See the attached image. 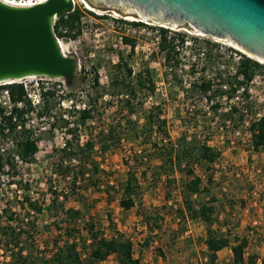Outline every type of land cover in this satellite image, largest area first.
<instances>
[{"label": "rangeland", "instance_id": "rangeland-1", "mask_svg": "<svg viewBox=\"0 0 264 264\" xmlns=\"http://www.w3.org/2000/svg\"><path fill=\"white\" fill-rule=\"evenodd\" d=\"M86 1L93 8L79 1L76 8L81 12L80 21L71 36L65 37L70 55L76 56L81 66L72 84L68 85L64 79L27 80L28 85L36 80L40 84L48 81L53 95H47L40 106L34 107L27 99L17 106L20 112L16 120L13 118L17 124L15 129L5 120L6 114L0 107V121L4 127L0 132V209H7L1 225L9 223L25 232L24 255L34 261L31 264H44L56 250L55 242L60 245L68 239L65 232L59 234L58 226L85 229L89 222L104 229L107 237L114 234V224L117 225L118 230L133 239L141 264H209L203 244L208 224L183 219L178 210L185 173L176 170L170 177L173 181L168 182L163 176L158 183H151V167L160 160L148 157L150 140L147 136L144 138L147 130L144 124L150 109L159 106L161 122L166 124L173 143L186 136L200 143L207 141L221 152L210 166L202 160L192 163L204 183L208 182L209 175L213 177L209 185L211 192L202 197L215 198V211L223 214L220 225L224 232L229 229L237 235H247L254 230L246 255L254 253L258 263L264 264V146L254 150L248 134L252 122L264 115V63L261 62L262 68L257 69L253 79L243 84L232 98L212 94L211 100L220 105L215 113L210 101L193 87L192 82L204 77L213 80L214 89H230L240 59L231 52L233 47L229 41L215 40L187 24L164 25L141 17L131 21L121 9ZM160 26L187 34L185 44L178 48L180 66L173 71L165 66L160 51ZM122 37L133 39L134 48L127 46ZM195 38L209 40L217 46L195 42ZM148 74L153 79V90L149 83L145 87L137 85V80L147 79ZM116 79L122 83L120 86H113ZM237 79L242 80L241 77ZM1 85L4 84L0 83V94L7 88ZM132 88L136 90L132 100L136 112L130 118L136 121L140 137H127L124 133L118 144L105 149L99 142L105 136L102 131L116 130L118 120L126 122L128 110L122 102L131 95ZM243 88L248 89V96L243 94ZM70 99L81 106L93 99L95 118L85 127L77 125L74 113L70 112L73 110L63 106ZM232 107H237L238 111L229 113ZM26 136L38 144L37 153L30 162L18 157V143ZM90 137L96 140L91 152L100 169L98 182L94 185L89 180L88 190L74 196L70 194L72 174L82 164L69 161L67 151H73L77 143L82 146ZM162 138L166 139L158 130H153L152 140L161 142ZM67 140L73 144L65 151ZM137 154L145 157L142 166L135 163ZM146 159L150 160L148 164ZM133 164H139L141 195L135 207L125 211L116 199L108 203L107 190L116 195L117 180L126 178ZM185 165L184 161L182 166ZM144 171H147V178L142 175ZM26 185L30 190H25ZM25 195L39 200L43 210L36 213L27 204L23 206ZM55 197L57 201H52ZM70 209L80 213L73 216L68 212ZM145 213L163 218H159L160 227L154 232L139 215ZM10 215L13 220L9 219ZM110 219L114 224H110ZM216 226L217 223H212V227ZM86 238L87 235L79 236V247ZM8 249L0 244V264H17L11 255L12 249ZM229 249L219 253L215 264L231 263L233 254ZM97 264H116V259L110 256Z\"/></svg>", "mask_w": 264, "mask_h": 264}, {"label": "trees", "instance_id": "trees-1", "mask_svg": "<svg viewBox=\"0 0 264 264\" xmlns=\"http://www.w3.org/2000/svg\"><path fill=\"white\" fill-rule=\"evenodd\" d=\"M81 12L79 9L64 14L60 17L59 24H63L67 28L66 36H71L72 32L77 27V24L80 21ZM59 24H55V30H58ZM133 24L138 25V23L133 22ZM160 51L163 54L165 60V66H168L170 70H176L181 63L179 59L178 48L183 46L186 42L187 34L182 33L167 27L160 26ZM124 43L131 44L134 48V40L130 37H123ZM195 42H203L207 45H215L217 43H211L206 39L195 38ZM203 47H200L202 49ZM231 52L237 53L240 56V61L236 69V74L234 76L235 80L232 81L230 89L224 91L222 87L214 89V83L211 79L198 78L192 85L194 88L198 89L199 93L203 94L209 101L213 96L224 95L226 94L228 98L235 96V93L239 88L245 83H249L257 69L262 68L263 64L259 61L247 56L246 54L238 51L234 48L230 49ZM199 54V53H198ZM197 55V54H196ZM242 76V80H238V77ZM124 82V81H122ZM95 83H98V79L95 78ZM149 83L150 88L154 87L153 79L151 75L148 74L147 79L142 81L141 78L137 80L138 87H145ZM122 83L119 79L113 81V86H120ZM221 84V83H220ZM2 87L9 88L10 95L13 101H26V92L23 84L20 83H11L1 85ZM222 86V85H220ZM130 90V89H129ZM135 88L130 90L131 95L128 96L122 103L124 108H127V120L125 123L118 120L116 123V130L106 129L102 131L105 133V136H102L99 139V142L102 143V146L109 148L113 144H118L122 140V135L132 136L136 139H139L141 131L136 127V121L130 118L131 115L136 112V105L133 104L132 100L136 97ZM45 98L47 95H53L51 89H48L43 92ZM243 94L248 96V89H244ZM132 96V98H131ZM93 99L88 101V104H85V108L76 109V101L70 99L71 106L74 107L73 112L76 124L81 126H86L89 120L95 118V104L96 98L93 100L95 104L92 103ZM211 109L213 112L217 113L220 108L218 102L211 104ZM238 111L237 107H232L231 111ZM20 112L18 107L13 108V113L6 115L4 118L7 122L11 123V128H16V122L13 121L14 116ZM162 111L160 107H153L146 114V122L144 128L147 129L144 132V138L147 136L150 140V148L148 149V157L159 159L160 163L151 167V183H158L163 176L166 177L168 182L173 181L171 175L175 173L176 170L183 171L186 175V179L183 182L181 187V203L178 207V210L183 219H191L192 221H202L208 224L206 230V236L204 238L203 244L206 245V255L209 264H215L218 260V252L226 247H230L232 250V260L230 264H259L258 256L254 253H249L246 255L247 250L250 245L249 235H237L233 233V230H227L224 232L221 229L218 216L216 214L215 198L211 196L209 199H204L202 196L211 192L210 183L212 182V175L207 177V183H204V180L201 176L197 175L195 172L192 163L198 160H202L207 164V166L214 163L221 155V152L207 143V141L200 143L196 138L188 139L186 136H182L178 139L177 143L171 141L168 130L166 129V124L161 122ZM4 120V121H5ZM68 124V123H67ZM4 129L2 123H0V132ZM158 130L162 136H165L166 139L162 138V141L159 142L158 139L152 140V132ZM125 131V132H124ZM249 131L252 132L251 144L254 150H258L264 146V115L254 120L249 126ZM133 134V135H132ZM146 140L145 142H148ZM110 141V142H109ZM109 142V143H108ZM72 141L67 140L64 150L66 151L68 147L72 146ZM96 145V140L91 137L86 140V142L81 146L80 143L75 145L73 151L68 152L69 161H79L82 164L81 168L73 170L72 185L70 187V194L74 196L82 195L88 190L90 186L88 181L96 185L98 182L99 176V166L94 162L93 151ZM38 150L37 142L28 136L23 138L22 141L18 143V152L22 160L30 162L34 159ZM64 158V156H63ZM62 158V159H63ZM145 157L140 158L137 154L135 156V163H139L142 166V161ZM146 159L148 164L152 159ZM186 162V165L183 167V162ZM141 162V163H140ZM128 164V163H126ZM138 164V165H139ZM95 165V166H94ZM133 164L127 170L126 178L117 180L116 195H112L110 189L107 190V201L112 203L115 199L118 201L120 207L128 211L135 207L136 200L140 198L141 190V181L138 177V166ZM94 166V169L88 170L87 168ZM2 167V158L0 157V168ZM149 167V166H148ZM144 178H147V171L142 173ZM97 176V177H96ZM96 177V178H94ZM94 179V180H93ZM93 180V181H92ZM30 187L26 185V191L30 190ZM56 193V191H55ZM116 196V197H115ZM52 201H57L55 197ZM27 204L30 210L39 213L43 210V206L39 203V200L33 199L29 195H25V201L23 206ZM50 204L49 207L50 208ZM0 244H2L5 249L11 248V255L17 264H31V258L28 255H24L25 247L23 245V233L21 229L16 230L12 224L1 225V220L7 214V209H0ZM69 214L75 215L80 213L74 209L68 210ZM142 216L144 224L150 227L151 231L154 232L155 228H159L158 225L159 218L154 217L150 213L139 214ZM12 215L9 216L10 220H13ZM157 216V214H156ZM7 218V217H6ZM8 219V220H9ZM212 223H217L216 227H212ZM110 224H114L112 219H110ZM159 226V227H158ZM59 234L62 232L66 233L68 239H65L62 244L55 242L56 250L53 251L52 255L49 258L44 260V264H97L108 259L110 256H114L116 259V264H141V257L136 255L134 241L126 233L118 230L117 225L114 224V234L111 237H107L104 232V229H100L95 222H89L88 226L84 229L83 227H60L58 226ZM64 229V230H62ZM85 232V233H84ZM81 234L87 235L88 238L84 239L81 242L79 247V236ZM72 238V239H69ZM78 239V240H77ZM9 250V249H8ZM83 254L85 258H83ZM38 263V262H37Z\"/></svg>", "mask_w": 264, "mask_h": 264}, {"label": "water", "instance_id": "water-1", "mask_svg": "<svg viewBox=\"0 0 264 264\" xmlns=\"http://www.w3.org/2000/svg\"><path fill=\"white\" fill-rule=\"evenodd\" d=\"M131 1L148 12L168 11L181 17L182 25H196L200 32L215 38L229 37L264 53V0ZM73 8L72 0H47L30 7L0 0V83L46 76L72 84L79 60L62 54L54 33V18Z\"/></svg>", "mask_w": 264, "mask_h": 264}, {"label": "built area", "instance_id": "built-area-1", "mask_svg": "<svg viewBox=\"0 0 264 264\" xmlns=\"http://www.w3.org/2000/svg\"><path fill=\"white\" fill-rule=\"evenodd\" d=\"M5 1L6 3L12 5V6H17V7H30V6H34L36 4H39V3H43V2H46L47 0H3ZM73 1V11L76 9V6L79 5V1L80 0H72ZM82 2H84L83 0H81ZM86 6V5H85ZM61 17V16H60ZM60 17H57L55 16L54 18V33H55V37L59 43V46L61 48V44L62 43H65V33L67 32V28H65V26H63V24H59V20H60ZM81 18V16H80ZM133 21V20H131ZM143 21V20H141ZM143 22H146V21H143ZM55 24H59L58 26V30L56 31L55 30ZM133 24V23H132ZM213 37V36H212ZM215 40H221L219 38H215L213 37ZM123 39V37H122ZM127 44V43H126ZM230 44L233 48H235L236 50L238 51H241L239 50L237 47L233 46L231 43H228ZM127 46H131V44H128ZM65 47H66V52H64L62 49V54L64 56H69L70 55V51L68 49V46L67 44L65 43ZM237 55V53H235ZM239 59H240V56L238 55ZM256 60V59H255ZM258 61V60H257ZM260 62V61H259ZM261 63V62H260ZM81 66H80V63H79V67L78 69H80ZM33 78H36V79H40L42 81H45V80H51V79H55V78H50V77H46V76H41V77H31V76H28V77H25V78H22V79H18V80H11V81H5V82H1L3 84H11V83H20V84H23L24 86V89H25V92H26V99L30 101V103L36 107V106H40L44 101H45V96L43 94L44 91L50 89L51 87L49 86L48 84V81L46 82H42L41 84L39 83V81H35V83L33 85H28L27 80H30V79H33ZM242 78V76H241ZM8 82V83H7ZM244 91V88L242 89ZM238 91V90H237ZM226 95V94H225ZM227 97V95L225 96V98ZM228 98V97H227ZM232 98V97H231ZM70 101V100H69ZM22 102L23 101H19V102H15L12 100L11 98V95H10V91L8 88L4 89L1 94H0V107L2 109V111L6 114V115H10L13 113V108L14 107H17V106H21L22 105ZM71 102H68V104L66 103H63V106L69 108L70 110L73 109L74 110V107L71 106ZM210 103H214V101H210ZM75 108L76 109H80V108H85V104L84 105H75ZM69 110V111H70ZM75 111V110H74ZM69 114V113H68ZM67 117V115H64ZM43 117V116H42ZM14 119L16 120V116H14ZM53 119V118H52ZM1 123V121H0ZM9 130V129H8ZM249 140L251 141V138H252V132L249 131ZM35 140V139H33ZM36 141V140H35ZM38 145V144H37ZM66 145V143L64 142V146ZM18 157H20V155L18 154ZM22 160V159H21ZM254 230L252 229L251 231H249L248 235L249 237H254ZM251 239V238H250ZM204 248L206 250V245L204 244Z\"/></svg>", "mask_w": 264, "mask_h": 264}, {"label": "bare ground", "instance_id": "bare-ground-1", "mask_svg": "<svg viewBox=\"0 0 264 264\" xmlns=\"http://www.w3.org/2000/svg\"><path fill=\"white\" fill-rule=\"evenodd\" d=\"M86 4V7L92 9L93 7L90 5L89 2H87L86 0H83ZM94 2H99L101 4H106L108 6H113L114 8L117 9H121L123 11H125L128 15L126 16L127 19H132V20H136L137 17H141L144 20H152V21H156V22H160L161 24L167 25V24H171L174 26H179L182 25V18L179 16H175L172 13L165 11V10H156L153 12H148L146 11V9L131 1V0H117V1H110V0H93ZM116 14H118L116 12ZM134 14V15H131ZM193 25V24H192ZM195 27L196 30L199 29L198 26L193 25ZM198 33V32H196ZM202 34H204L203 32H200ZM219 39L222 40H227L229 41L233 46L237 47L239 50H241L242 52H244L245 54H247L248 56L259 60L260 62L264 63V53L258 52V51H253L252 49L248 48L245 45H242L241 43H239L238 41L229 38V37H218ZM61 49L66 52V47H65V43L61 44ZM31 77H35V76H31ZM8 83V82H7Z\"/></svg>", "mask_w": 264, "mask_h": 264}, {"label": "crops", "instance_id": "crops-1", "mask_svg": "<svg viewBox=\"0 0 264 264\" xmlns=\"http://www.w3.org/2000/svg\"><path fill=\"white\" fill-rule=\"evenodd\" d=\"M215 209H216V208H215ZM215 216H218L219 221H223V220H221L223 214H221V213H220V214L216 213ZM226 248H230V247H226ZM226 248H224V249H226ZM224 249L220 250V251L218 252V255H219V253L222 252ZM229 251L232 253L231 248L229 249Z\"/></svg>", "mask_w": 264, "mask_h": 264}]
</instances>
